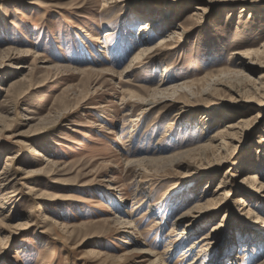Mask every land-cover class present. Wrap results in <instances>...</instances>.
<instances>
[{"label":"rangeland","instance_id":"1","mask_svg":"<svg viewBox=\"0 0 264 264\" xmlns=\"http://www.w3.org/2000/svg\"><path fill=\"white\" fill-rule=\"evenodd\" d=\"M263 48L264 0H0V264H264Z\"/></svg>","mask_w":264,"mask_h":264},{"label":"bare ground","instance_id":"2","mask_svg":"<svg viewBox=\"0 0 264 264\" xmlns=\"http://www.w3.org/2000/svg\"><path fill=\"white\" fill-rule=\"evenodd\" d=\"M106 1H109V0H106ZM111 1H115V0H111ZM198 9H200V7H197ZM170 10H167V12H169ZM140 30H141V35L144 36V34L148 33L150 30H152V27L151 25L148 23V22H143L141 23L140 25ZM176 30L174 31H171L170 34H168L167 36L165 37H162L159 42H157L156 44H151L150 42V39H147V38H139V41L140 43H142V47L140 48V50L137 52V54H135V56L131 59V61L129 62V64L127 65V67L120 72V75L122 76L121 79H124L126 76H128L130 74V72L133 70V68L136 66V64L140 61H142L143 58H145L146 56H148L149 54L151 53H154L158 50V48H161V47H167L169 44L170 41L174 40V38L176 37ZM110 33L108 32L106 36H108ZM106 46V45H105ZM174 45L170 48H173ZM243 55H246V56H250L252 54H255L256 55V62H258L260 64V66H264V60H262L261 56L264 55V48L263 49H258L256 50V52H244L242 53ZM245 56V57H246ZM247 58V57H246ZM160 57H156V58H151V61H153L154 63H159L160 62ZM240 65L241 66H244L246 65V60L242 59L241 57V61H240ZM165 75L166 73H163L162 76L165 78ZM162 78V79H164ZM159 82V84L157 85V88L155 89V91L149 95L148 97H139V101L140 103H142L143 105V112L146 111V110H149L155 106H157V104L159 103H163V102H168L170 100H172L169 96L170 94H174L176 93L178 90H183V89H186L189 84L192 82H177V83H171V84H167V81L168 80H162ZM136 99V100H138ZM145 113V112H144ZM129 115V114H128ZM248 120L246 119H243V118H240L238 120L237 123L235 124H229L228 125V128H230L231 130H227L226 132H223V133H220V134H217L216 136L212 137L211 139V143L205 145V146H201L205 149L207 148H212V147H215L214 146V141H218L219 139H222L221 143L220 144H226L225 143V140L226 139H234L236 138V135L239 133V129L241 127H243L245 124H247ZM221 136V137H220ZM217 145V146H219ZM211 151V150H210ZM35 154H40L37 150L35 151ZM12 158V157H11ZM179 162H181L179 160V158L177 159ZM176 160V161H177ZM177 161V162H178ZM38 173H41L40 171ZM256 173V172H255ZM37 174V173H36ZM28 177V176H27ZM248 179L249 181H251V183L253 184L252 186L257 188V189H261L264 187V184L263 183H258L257 180H259V174L256 173V174H249L248 176ZM1 181V180H0ZM4 181V180H3ZM5 185L4 183H0V189L4 188ZM29 187V186H28ZM30 189L32 190H38V188H36L34 185H30ZM220 190V189H219ZM218 191V190H217ZM218 193V192H217ZM225 192H221V194H219L218 196H222ZM216 194V193H215ZM2 195H7V193H3ZM219 197L215 198L214 200H217ZM251 209V208H250ZM133 220H129V219H123L121 220V223L124 225V226H129L133 224ZM209 237V236H208ZM206 237V239L208 238ZM191 250V249H190ZM189 251H187L188 253ZM187 253H185L186 255H188ZM185 255V256H186ZM190 255V254H189Z\"/></svg>","mask_w":264,"mask_h":264},{"label":"snow or ice","instance_id":"3","mask_svg":"<svg viewBox=\"0 0 264 264\" xmlns=\"http://www.w3.org/2000/svg\"><path fill=\"white\" fill-rule=\"evenodd\" d=\"M205 11H207V10H205Z\"/></svg>","mask_w":264,"mask_h":264}]
</instances>
